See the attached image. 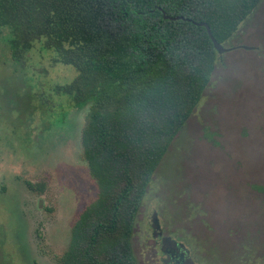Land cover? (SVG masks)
<instances>
[{
    "label": "rangeland",
    "instance_id": "1",
    "mask_svg": "<svg viewBox=\"0 0 264 264\" xmlns=\"http://www.w3.org/2000/svg\"><path fill=\"white\" fill-rule=\"evenodd\" d=\"M4 34L0 264H60L74 220L98 195L81 146L89 105L58 104L65 94L52 87L73 68L53 65L45 49L14 66ZM229 46L152 176L133 229L137 264L162 263L154 211L192 264H264V0Z\"/></svg>",
    "mask_w": 264,
    "mask_h": 264
},
{
    "label": "trees",
    "instance_id": "2",
    "mask_svg": "<svg viewBox=\"0 0 264 264\" xmlns=\"http://www.w3.org/2000/svg\"><path fill=\"white\" fill-rule=\"evenodd\" d=\"M260 1L0 0L12 64L51 51L53 65L75 71L52 87L65 94L58 104L89 105L81 146L98 195L74 220L60 264H137L132 236L147 188L220 57L194 22L230 47Z\"/></svg>",
    "mask_w": 264,
    "mask_h": 264
},
{
    "label": "flooded vegetation",
    "instance_id": "3",
    "mask_svg": "<svg viewBox=\"0 0 264 264\" xmlns=\"http://www.w3.org/2000/svg\"><path fill=\"white\" fill-rule=\"evenodd\" d=\"M154 232L152 229V234L156 237V245L160 254L163 256L161 264H192L189 260L187 250L179 242L170 236L164 235L161 228L160 233Z\"/></svg>",
    "mask_w": 264,
    "mask_h": 264
},
{
    "label": "water",
    "instance_id": "4",
    "mask_svg": "<svg viewBox=\"0 0 264 264\" xmlns=\"http://www.w3.org/2000/svg\"><path fill=\"white\" fill-rule=\"evenodd\" d=\"M163 17L166 18V19H170V20L183 19L182 16H174V17H172V16H169V15H166V14H163ZM187 20H190V19H187ZM194 24L200 25V26H204L206 28V32H207L209 38L211 39V41L213 43V46H214V48H215V50L217 51L218 54H222V53H224L226 51H229V50L233 49V47H225L222 44H220L219 42H217V40L212 35V33L210 31V28L207 25V23H205V22H199V23L194 22ZM243 47L247 48L246 46H243ZM150 224H151V228L153 229V231L160 233L159 221H158L157 214H156L155 211L151 215Z\"/></svg>",
    "mask_w": 264,
    "mask_h": 264
}]
</instances>
